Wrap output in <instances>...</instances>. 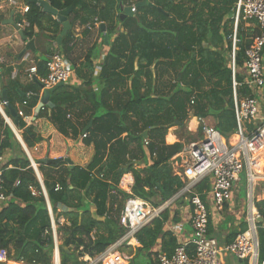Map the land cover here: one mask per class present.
Segmentation results:
<instances>
[{"label": "trees", "instance_id": "trees-1", "mask_svg": "<svg viewBox=\"0 0 264 264\" xmlns=\"http://www.w3.org/2000/svg\"><path fill=\"white\" fill-rule=\"evenodd\" d=\"M141 1L124 0L122 4ZM236 1L149 0L153 7L145 6L136 10V17L125 18L117 14L115 0H47L58 12L72 8L67 16L71 29L58 47L66 59L72 52L74 28H85L96 19L106 25L108 37L117 26L122 29L108 46L100 80L106 83L110 79L131 77L124 100L113 104H107L105 98L107 94L112 98L116 85L95 93L65 85L56 87L50 95L53 108L45 107L36 116V120L46 119L62 137L76 140L85 134L82 144L93 148L85 167L34 161L53 219L57 226L58 219L64 221L56 230L60 264H84L83 257L95 258L117 242L125 233L119 220L127 200L137 199L158 209L184 188L185 184L174 176L170 165L171 159L182 152L183 144L166 145L168 129L185 130L187 119L195 117L211 119L214 130L226 141L235 134L232 72L226 53L230 54L232 49ZM26 6L28 12L24 18L29 27L23 30V36L28 40L43 38L44 43L53 44L60 34V24L35 4ZM245 23L239 21L236 27L237 100L253 97L238 70L243 68L245 52L259 32L255 21L247 22L252 28H246ZM122 61L126 66L118 73L116 70ZM134 61L137 71L132 69ZM89 63L90 59H86L84 66ZM36 65L37 76L45 77L46 61ZM151 66L177 70L175 89L167 97L151 96ZM2 89L6 90L12 107L26 102V114H31L37 104L34 96L40 92L37 81L32 80L26 88L11 83ZM2 109L13 121L8 110L4 106ZM90 121L91 126L82 133ZM2 128L0 150L10 149L12 156L2 167V191L9 199L0 206V264H53L54 245L45 196L26 153L0 115ZM16 129L28 151L43 141L21 119ZM144 148L151 166L145 164ZM141 163L143 168L138 167ZM127 174L133 178L130 194L119 189L122 177ZM208 180L194 187L202 201L210 190ZM90 205L94 208L93 214ZM254 207L264 216V200L255 202ZM166 220L167 212L162 211L135 234L140 247L134 250L129 264H139L143 255L150 258L149 252L160 236L173 251L175 241L163 231ZM245 229L244 226L242 232ZM258 240L260 259L264 260L263 229L258 230Z\"/></svg>", "mask_w": 264, "mask_h": 264}, {"label": "crops", "instance_id": "crops-1", "mask_svg": "<svg viewBox=\"0 0 264 264\" xmlns=\"http://www.w3.org/2000/svg\"><path fill=\"white\" fill-rule=\"evenodd\" d=\"M115 1L117 3L116 4L117 14H121L120 9L122 7L123 8L131 7L136 3L134 2L132 5H126L122 3L120 4L119 2H117V0ZM11 2L13 4L8 3L6 0L0 1V92L4 90L2 89V86H6L11 83H14V84L18 83L21 86L26 88V86H28L32 80H35L38 82V80H36L39 78L37 75L32 77L31 80L27 78L28 70L31 67L36 68L37 66L36 64L39 61H42V60L47 61L49 56L53 54L52 44L48 45L44 43V40H42L43 38H40L39 40L35 38L32 39V41L34 42L33 44L34 51L33 52L25 51L22 54L25 48V44L31 40H28L25 38V41H22L20 36L18 35V32L12 26L7 24V22L11 17V13H13L12 21L15 23V25L16 24H24V26L27 25L26 28L21 29L23 33V30H26L29 27L28 24L25 22V18H24L25 14L22 13V9L27 6L24 0H11ZM35 5L39 8L37 3ZM137 15H138V12H135L134 17H136ZM245 26L246 28H252V25H250V23H245ZM98 27L93 28L92 30H86V28L79 27V26H76L74 28L73 30L74 41L72 43L73 44L72 52L69 55L68 59H66L57 48V51L61 54V56L67 62V64L70 66V69L72 71V76L69 82L66 84H63V86L65 85L70 89L80 90L81 92L84 89H86L90 93L91 92L95 93V92H98L101 88L106 87L107 89L110 85H116V90L112 91L114 92L112 95V98H110V94H107L105 98V102L107 104H113L115 102H120L121 100H124V93L130 86L131 77H129L127 80H125V77H123V79L121 78L110 79V81L105 83L103 80H100V74H101L102 63L109 49L108 46L109 44L113 42L117 33L122 32V29H120V27L117 26L116 30L114 31V34L111 37H108L107 43H105L104 35L103 33L100 32ZM33 32L34 34H37L38 30L34 28ZM60 32H61V25H60ZM106 33H107V27H106ZM53 43H56V41ZM226 54H227L226 58L228 59V62L230 64L229 54L228 53ZM262 56H263L262 58H263V71H264V53ZM25 57L26 59L24 60ZM86 59H90V63L85 67L84 62ZM124 62L125 61H122V65H120V67L116 70V72L121 73L124 70V66H126V64L123 66ZM230 68H231V65H230ZM132 69L133 71H137L138 65L136 61H134ZM149 71L152 74V78L150 81V91L152 93L151 96L152 97H156V96L167 97L175 89L174 84H175V75H176L177 70L172 67L154 68V66H151ZM160 73H162L163 75H160ZM238 73H240V75L243 77V84H244L245 81L247 80V77L245 75L244 66L242 69L238 70ZM249 90L251 91L253 97L256 98L257 101L259 102L260 118L264 117V94L261 91L254 92L251 89ZM42 92H43V89L40 88L39 94L35 95L34 97L41 96ZM6 96H7V92H6ZM29 96H30L29 94L26 95L27 98ZM37 104H38V101H37ZM13 108L16 111L23 110L28 120L27 121L23 119L21 120L26 124V126H32L34 129V132L43 140L41 143L36 145L31 150L33 151V153L29 154L31 151H28L26 149V146L24 145L20 137V132L16 128L11 126L12 121L10 119H8L9 122H6L0 113L2 119L4 120V124L8 126V128L13 133L15 139L21 146L22 150L29 156L31 160L30 163H32L35 166L34 172L37 176V179L40 183L41 188L44 189L43 184H42V179H41L40 174L37 171V166L35 165V163H33L34 161L41 162V160L43 159L51 160V159H57V158H67L72 163L71 167L66 164L70 168H72L73 166L85 167L88 164L93 154V148L91 146L86 147L82 144V139H83L82 136L78 137L76 140H71V139L62 137L56 132L54 127L46 119L43 118V119L36 120V117L34 116L35 108L31 111V114H28V115L26 114V107L22 108L21 103H15ZM3 114L5 116L4 111H3ZM69 118L70 117L67 116V119ZM200 121L204 123L205 122L211 123L214 127V123L211 119L201 120L195 117H189L187 121L185 122L186 133L184 135L183 134L181 135V133L178 132L179 129L177 127H172L168 129L167 131V134L164 139V142L166 145H173L175 143L183 144L182 152L176 155L175 157H173L170 161L172 173L174 174V176H176V174H178L179 172H182L184 168V163L187 161L186 152H187L188 147L191 144L197 143L202 138ZM90 122L92 124V121ZM9 124H10V127H9ZM206 125L208 127L213 128L212 126L208 124ZM252 129H253V126L248 125L246 128L247 134H250ZM144 133L146 134V132ZM232 137H233L232 139H234L232 140L234 143L229 142V140L228 141L224 139L223 140L229 143L230 145H234L236 144L238 140L236 132ZM2 138H3V128L0 129V144H1ZM190 138L192 141L190 140ZM144 145H147L146 141H144ZM144 150L147 156V160L145 164L146 166H151L152 161L150 160L145 148ZM0 152L3 158L1 166L4 167L9 161V159L11 158L12 151L10 149H6V150H0ZM259 157L254 156L253 160L257 162ZM255 161H254V164H252V169L253 171L257 172L254 167L256 165ZM138 167L143 168L144 163L139 164ZM241 174H244V180L246 182L245 170ZM241 174L239 176V182L241 181L240 179ZM179 179L185 184L184 185V188H185L186 183L181 178ZM206 179H209V178H206ZM208 181H209V186L211 190L212 180L209 179ZM239 182L235 183V186L232 192L231 201L224 204L220 209H218L213 204V201L210 195V190L208 193H205L203 195V201H202L201 196L194 192L195 186L192 188L193 193L199 196L200 200L204 203L207 209L208 220H209L208 235L210 237L215 238L220 245L233 242L237 234L242 232V230L244 229V226L246 228L245 216L248 213V203L246 201V193L245 195H243L241 191L237 188L238 186L237 184ZM132 186H133L132 176L130 174L124 175L120 181L119 189L127 194H130ZM183 189L179 193H177L171 200L164 203L160 207V208L163 207L161 212L162 211L167 212V220L163 223V231L168 232L171 235V237L175 241V247L180 243H185L189 241L192 235V230H191L192 207L190 206L188 202L190 195L182 194ZM246 192H247V188H246ZM86 203L89 204L88 202ZM144 204H145L146 210L153 209L151 206L147 205L146 203ZM90 207H91L90 212L93 214L94 208L91 205ZM60 208L62 209V207ZM139 247L140 245L134 239L130 242L129 245L124 243L121 247H119V249L126 248L127 250H129V254H130L129 256L124 254V252H122L121 250L116 252V254L121 259L122 264H129V262L134 257L133 255L134 250ZM173 251L172 249H169V247L167 246L166 240H163L160 236L158 238L157 243L154 245V247L149 252L150 254H152V256L148 258V256L143 255L139 264H149V263L157 264V257L159 255L169 256L173 253ZM156 254H157V257L155 258L154 255ZM88 258L89 257L85 256L81 260L84 262V260ZM89 259H93V258H89ZM220 262L221 264H246V263L239 262L232 256L226 255V254L222 255V257L220 258Z\"/></svg>", "mask_w": 264, "mask_h": 264}, {"label": "built area", "instance_id": "built-area-1", "mask_svg": "<svg viewBox=\"0 0 264 264\" xmlns=\"http://www.w3.org/2000/svg\"><path fill=\"white\" fill-rule=\"evenodd\" d=\"M1 1V0H0ZM11 3V0H6ZM233 16V33L231 37L232 49L229 60L232 70V97L233 112L236 123L237 142L230 145L213 128L201 122L202 138L197 143L191 144L186 152L187 161L184 163L182 172L176 174L186 183L182 194H189L188 202L192 207L191 217V239L185 243L178 244L171 256L159 255L158 264H221L222 255H230L239 262L246 264H264L260 259L258 230H264V216H260L254 207V195L257 188H261V200H264V172H255L252 169L254 164L253 157L264 151V117L259 116V102L254 97H247L237 100L236 86L234 81L235 74V44L236 27L239 21L256 22L259 34L253 39L251 45L245 52L244 69L247 80L244 85L254 92L261 91L264 94V71H263V50H264V0H237ZM28 7L22 9L26 14ZM131 12L136 10L131 6ZM101 23L96 19L91 25H87V30L97 28ZM18 29H24L27 25L16 24ZM53 54L46 61L47 75L39 77L38 82L43 90H50L58 84L69 82L72 71L70 66L57 51V44L53 43ZM26 57L24 58V60ZM37 75L35 67L28 70L29 80ZM34 79V78H33ZM193 103V99L190 102ZM0 104V112L3 114ZM22 108L26 107V102H22ZM19 119L28 120L23 110L16 111ZM4 116V114H3ZM6 122L8 118L4 116ZM252 125L253 129L247 134V126ZM82 138H86L83 134ZM146 144V143H145ZM2 155L0 152V206L8 201L9 197L2 191L3 171ZM245 170L247 192L246 201L248 203V213L245 216L246 229L235 237V240L228 244L220 245L217 240L208 235V212L199 196L194 194L192 188L202 180L209 178L212 180L210 195L213 204L220 209L224 204L231 201L235 183L239 182L240 174ZM17 185V183H16ZM43 194H45L42 188ZM259 200V201H261ZM162 208L146 210L145 204L137 199H129L125 202L120 214V225L125 229L124 235L104 253L93 259L84 260V264H106L110 257L116 256V260L122 264L118 257L119 247L124 243L129 245L134 240L135 234L151 220L158 217ZM50 215V233L54 245L53 264H60L56 260L55 250L58 249L56 240V223L52 218L51 210L48 206ZM63 222V221H62ZM58 226L61 225L57 221ZM115 251V252H114ZM111 264V263H110ZM113 264H117L114 263Z\"/></svg>", "mask_w": 264, "mask_h": 264}, {"label": "water", "instance_id": "water-1", "mask_svg": "<svg viewBox=\"0 0 264 264\" xmlns=\"http://www.w3.org/2000/svg\"><path fill=\"white\" fill-rule=\"evenodd\" d=\"M26 2V4H36L39 6V8L41 9V12L43 14H46V15H49V16H52L54 18H56V20L59 22V24L61 25V32L59 34V36H57L56 38V44L58 46H61L62 44V39L66 36V34L70 31L71 27H70V24L67 20V16L69 15V13L72 11V8H69L68 10L66 11H62V12H58L56 10H54L53 8L50 7V5L48 4L47 1L45 0H24ZM119 1V3L121 4L124 0H117ZM149 0H143L141 2H137L133 5V8L135 10H138V9H141L145 6L147 7H153L152 4H149L148 3ZM121 11V15L122 17H129V18H133L134 17V14L131 12V8L130 7H122L120 9ZM158 11H160L158 9ZM12 15L13 13H11V17L10 19L8 20L7 24H9L10 26H12L17 32H18V35L20 36L21 40L22 41H25V37L23 36V33L21 30H19L17 28V26L15 25V23L12 21ZM98 29L100 30L101 33H103L104 35V42L107 43V40H108V35L106 33V27L104 24H100ZM34 42L31 40L29 42H27L25 44V48L22 52V54L26 51H30V52H33L34 51V46H33ZM36 82V81H35ZM40 88H42V86L39 84ZM63 84H58L56 87H62ZM52 88L50 90H43L42 92V95L41 96H36L34 97L35 100L38 101V104L36 106V108L34 109V116L36 117L37 114L39 113L40 110H42L44 107H47V108H53V105L51 104L50 102V95L51 93L54 91V89L56 88ZM0 102L2 104H4V107L8 110L10 116L12 117L13 121H12V126L14 128H16L17 124H18V121H19V118L17 117V114H16V110L8 103V100H7V96H6V91L5 90H2L0 92ZM1 113V112H0ZM1 115L3 116V114L1 113ZM4 118V116H3ZM6 121V119H5ZM8 122V121H7ZM91 125V122L88 124V126L86 128H84V130L82 131V133H85L88 128L90 127ZM145 133L143 134V137H145ZM27 155V154H26ZM29 161L31 162L29 156L27 155ZM42 163H48V164H58V163H66L68 166H72V163L70 162V160H68L67 158H57V159H51V160H41ZM31 166L32 168L34 169L35 171V168H34V165L31 163ZM45 196V200H46V203H47V206H49V202H48V199L46 197V195L44 194ZM55 256H56V260H59V251L58 249L55 250Z\"/></svg>", "mask_w": 264, "mask_h": 264}, {"label": "rangeland", "instance_id": "rangeland-1", "mask_svg": "<svg viewBox=\"0 0 264 264\" xmlns=\"http://www.w3.org/2000/svg\"><path fill=\"white\" fill-rule=\"evenodd\" d=\"M55 20H56V18H55ZM3 110V109H2ZM206 124H208V125H210V126H212L213 127V125L211 124V123H207V122H205ZM178 132H180L181 133V135L183 134H185L186 133V131L185 130H178ZM201 135V134H200ZM188 139V138H187ZM190 140H191V138H190ZM234 140V139H233ZM192 141V140H191ZM229 142H233L232 141V139L230 140L229 139ZM33 153V151H31L29 154H32ZM240 179H241V181L237 184L238 186H237V188L241 191V193L243 194V195H245V193H246V188H247V185H246V182H245V180H244V174H241V177H240ZM261 188H263V185H261L259 188H257V190H256V192L254 193V195L255 196H257L258 198H255V201H258V200H261V198H259L260 196H261ZM149 207V206H148ZM52 218H53V216H52ZM58 221H60L61 222V225H63L64 224V221L62 222V219L60 218V219H58ZM61 225H59V226H61ZM57 225H56V230H57ZM56 240H57V242H58V245L60 244V242L58 241V236H57V233H56ZM122 251V252H124V254H126V255H130L129 254V250H127L126 248H120L118 251ZM115 252V251H114ZM116 258V256H112V257H110V259H109V261L108 262H106V264H113V262L114 263H117V264H121L119 261L120 260H116L115 259Z\"/></svg>", "mask_w": 264, "mask_h": 264}, {"label": "bare ground", "instance_id": "bare-ground-1", "mask_svg": "<svg viewBox=\"0 0 264 264\" xmlns=\"http://www.w3.org/2000/svg\"><path fill=\"white\" fill-rule=\"evenodd\" d=\"M12 126V125H11ZM9 127H10V124H9ZM15 132H16V130H15ZM233 137H231L230 139H232ZM233 140V139H232ZM234 143V142H233ZM259 158H258V160H257V162H256V165L254 166L255 167V170L256 171H258V172H264V170H262V169H264V151H261L260 153H258V155H257ZM256 156V157H257ZM34 163V162H33ZM35 167V166H34Z\"/></svg>", "mask_w": 264, "mask_h": 264}, {"label": "clouds", "instance_id": "clouds-1", "mask_svg": "<svg viewBox=\"0 0 264 264\" xmlns=\"http://www.w3.org/2000/svg\"><path fill=\"white\" fill-rule=\"evenodd\" d=\"M131 8V7H130Z\"/></svg>", "mask_w": 264, "mask_h": 264}]
</instances>
